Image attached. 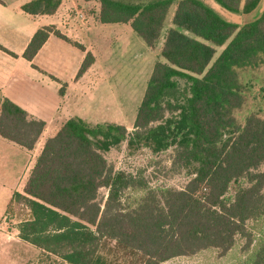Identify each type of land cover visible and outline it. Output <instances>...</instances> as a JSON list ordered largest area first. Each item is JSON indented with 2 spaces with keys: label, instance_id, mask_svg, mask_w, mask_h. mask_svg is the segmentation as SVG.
Wrapping results in <instances>:
<instances>
[{
  "label": "trees",
  "instance_id": "1",
  "mask_svg": "<svg viewBox=\"0 0 264 264\" xmlns=\"http://www.w3.org/2000/svg\"><path fill=\"white\" fill-rule=\"evenodd\" d=\"M84 1L100 4L101 23H130L151 49L176 5L173 27L165 34L133 132L74 117L45 141L23 193L14 195L31 212L19 226L20 239L68 264H111L101 252L106 240L137 256L136 264H166L206 252L227 256L236 246L242 256L235 264H264V117L255 111L243 121L237 116L245 106L244 88L252 89L250 75L264 67V11L239 26L216 10L250 14L264 0H213L214 6L206 0ZM61 3L34 0L22 10L52 15ZM51 34L70 41L53 27L41 28L24 57L32 61ZM225 45L212 63L215 48ZM93 63L87 52L78 77ZM44 128L43 121L0 95L2 138L32 150ZM120 149L154 159L171 152L185 186L153 187L141 175L117 170L108 155ZM128 191L141 195L125 206Z\"/></svg>",
  "mask_w": 264,
  "mask_h": 264
},
{
  "label": "crops",
  "instance_id": "2",
  "mask_svg": "<svg viewBox=\"0 0 264 264\" xmlns=\"http://www.w3.org/2000/svg\"><path fill=\"white\" fill-rule=\"evenodd\" d=\"M31 1L34 0L0 1V95L24 109L30 118L45 123L44 131L32 150H27L0 136V264H25L11 257V252H14L16 245L7 240L9 237L6 233L4 219L9 215L11 207L16 204L14 195L23 193L26 181L45 141L54 136L67 120L74 117L81 118L90 125L118 124L94 119L92 115L95 116L96 96L93 95L90 102L77 87H81L83 81L91 74H108L109 64H106L103 59L104 54L100 52L102 45L108 43L113 35L128 33L132 27L130 23H101L99 20L101 6L96 1L62 0L60 7L52 15H29L22 10V7ZM175 9L176 6L170 10L162 31L163 41L159 43V47L151 49L145 43L146 49L159 52V60L165 34L173 27L172 20ZM44 27H53L71 42L77 43L85 49V51L81 50L80 60L73 78L71 89H74L76 101L67 107L71 108L70 111L66 110L65 105L59 106L60 102L68 98L70 88L66 84H62L61 78L56 76L51 69L56 64L59 66L65 65V63L69 64L63 55L51 51L55 46H60V42H64V40L51 34L32 61L24 57L33 36ZM87 52L93 55L94 63L78 78ZM55 59L58 62H55ZM111 85L110 83L108 86L111 91L108 94V99H116L118 95H115L117 93ZM62 88H64L63 95L60 94ZM51 93L54 103L50 109L48 98ZM56 104L58 105L57 110L55 109ZM18 229L16 228V230ZM19 241L22 242L20 237ZM19 247H22V244H19Z\"/></svg>",
  "mask_w": 264,
  "mask_h": 264
},
{
  "label": "rangeland",
  "instance_id": "3",
  "mask_svg": "<svg viewBox=\"0 0 264 264\" xmlns=\"http://www.w3.org/2000/svg\"><path fill=\"white\" fill-rule=\"evenodd\" d=\"M205 3L211 6L215 5L213 0H206ZM262 5L263 3L250 14H240L238 20L241 23L239 26L258 19L264 11ZM175 6H173V8ZM92 11H94V9H92ZM72 16H74V13H72ZM131 28L128 33L124 31L125 33L123 34L113 35L109 42L103 44L101 47L100 52L104 54L103 59L106 61V64H109L108 74H91L89 78L83 81L81 87H77L80 88V93L86 95V99L90 102L92 101V96H96V106L94 108L95 116L92 115L94 119L122 124L129 132L135 130L134 124L136 115L143 100L154 64L159 56L157 50L151 51L146 49L143 39ZM162 38L163 37H161L159 43L163 41ZM65 41L66 40L60 42V46L50 48H52L51 51L53 53L63 55L66 62H69V64L66 65L65 63L63 66L56 64L51 67V69L56 76L61 78V83L66 84V86L70 88L68 98L59 103L60 107L65 105L66 110L70 111L71 108L67 107L76 101V94L71 87L73 78L76 74L77 64L80 60L81 49L73 45V42L66 41L65 43ZM159 43L157 44V48L159 47ZM226 45L215 48L216 54L212 63L222 53ZM54 61L58 62L57 59ZM59 63L61 64V62ZM242 71L244 70L239 71L240 81L245 82L246 72ZM110 83L112 84L111 87L114 88V91L117 93L115 95H118L116 99H108V94L111 92L108 87ZM249 84L252 89L247 86L244 88L246 92L245 106L237 115L239 120L242 121L247 115V112L255 111L264 117V94L258 95L254 99L252 98V96L257 93V89L264 86V67L255 71V74L252 73L250 75ZM97 96L99 97L97 98ZM53 103L54 98H52L51 93L48 98L50 109L53 107ZM57 106L56 104V110ZM260 109L263 110L260 111ZM170 156L171 152L165 153L162 157L157 159L151 158L147 154H138L133 157L129 156L127 152L125 153L123 149H120L110 153L108 158L117 170L124 169L134 174L141 175V177H144L153 187L167 185L182 188L185 186L187 180L184 177L183 171L172 167ZM107 195V189H101L99 201L104 203L107 199ZM140 195L141 193L128 191L123 197L125 206L133 203ZM29 219H31V212L26 206L16 203L11 207L8 216V224L6 225V233L9 237L7 240L16 245L14 252H11V257L25 264H68L57 256L44 253L24 241H19L18 236L20 232H18V228L22 222ZM16 228L18 230H16ZM243 242L245 241L243 240ZM19 244H22V247H19ZM101 252L111 264H136L137 262V256L130 251H122L112 240L103 241ZM240 256H242L240 246H236L227 256H220L215 252H206L194 256L193 258H181L170 264H235Z\"/></svg>",
  "mask_w": 264,
  "mask_h": 264
},
{
  "label": "water",
  "instance_id": "4",
  "mask_svg": "<svg viewBox=\"0 0 264 264\" xmlns=\"http://www.w3.org/2000/svg\"><path fill=\"white\" fill-rule=\"evenodd\" d=\"M262 9L264 10V1H263V5H262ZM216 10L227 20L231 21L232 23H235L237 25H239L241 22L238 20L240 14H236L233 12H230L229 10L221 7V6H217Z\"/></svg>",
  "mask_w": 264,
  "mask_h": 264
},
{
  "label": "flooded vegetation",
  "instance_id": "5",
  "mask_svg": "<svg viewBox=\"0 0 264 264\" xmlns=\"http://www.w3.org/2000/svg\"><path fill=\"white\" fill-rule=\"evenodd\" d=\"M253 73L255 74V72H253ZM256 79L259 80L258 78H256ZM249 82H250V80H249ZM249 82H248V83H249ZM256 82H258V81H256ZM261 88H262V86L259 88L260 90L257 89V93H259V94L255 93L256 96H258V95L260 96L261 94H264V92L261 93Z\"/></svg>",
  "mask_w": 264,
  "mask_h": 264
},
{
  "label": "built area",
  "instance_id": "6",
  "mask_svg": "<svg viewBox=\"0 0 264 264\" xmlns=\"http://www.w3.org/2000/svg\"><path fill=\"white\" fill-rule=\"evenodd\" d=\"M9 216V215H8ZM8 216L5 217L4 219V224L7 225L8 224Z\"/></svg>",
  "mask_w": 264,
  "mask_h": 264
}]
</instances>
